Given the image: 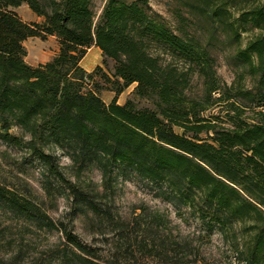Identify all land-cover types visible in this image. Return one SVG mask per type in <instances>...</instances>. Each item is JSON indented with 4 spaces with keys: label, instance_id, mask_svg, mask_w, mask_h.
Segmentation results:
<instances>
[{
    "label": "trees",
    "instance_id": "1",
    "mask_svg": "<svg viewBox=\"0 0 264 264\" xmlns=\"http://www.w3.org/2000/svg\"><path fill=\"white\" fill-rule=\"evenodd\" d=\"M177 1L214 31L221 29L231 44L241 43L242 32L261 31L232 56L243 68L239 81L228 85L217 75L215 32L207 43L184 25L178 34L147 0H106L99 15L94 0H0V139L34 155L43 166L46 193L71 198L75 213H91L125 235L140 231L146 238L153 222L118 220L110 195L120 175L148 181L179 213L185 209L198 218L208 236L231 239L240 264H264V3ZM23 3L44 21H23L13 10ZM50 35L60 42L59 54L32 66L24 42ZM92 45L115 63L117 86L109 104L86 88L93 74L81 61ZM246 77L250 87L242 82ZM195 78L202 80L200 93L192 92ZM134 83V95L153 108H138L133 99L118 103ZM216 106L227 111L229 126L204 115ZM13 127L29 139L13 134ZM51 148L67 155L78 173L100 170L103 192L69 179ZM0 209L13 220L61 231L65 241L54 253L55 264H121L104 261L34 199L1 183ZM6 231L0 221V240Z\"/></svg>",
    "mask_w": 264,
    "mask_h": 264
},
{
    "label": "rangeland",
    "instance_id": "2",
    "mask_svg": "<svg viewBox=\"0 0 264 264\" xmlns=\"http://www.w3.org/2000/svg\"><path fill=\"white\" fill-rule=\"evenodd\" d=\"M105 2L106 0H94L97 15L101 13ZM258 2L264 3V0ZM147 3L151 12L159 15L178 34H181L179 29L184 25L189 35L207 43L211 33L215 32L214 35L218 39L211 52L216 59L217 75L228 85L239 81V73L243 68L234 65L232 56L238 46L244 48L251 38L261 33L260 30L242 32L241 43L235 45L231 44L221 29L214 31L209 21L177 0H147ZM13 10L27 23L44 21V18L35 14L26 3ZM181 16L187 17L185 24ZM24 46L27 50L25 59L32 66L51 61L59 54L61 48L58 38L54 35L46 39L28 38ZM114 64L113 60L104 57L99 48L91 47L81 61L82 66L91 65L93 68V76L87 80L86 88L97 91L106 104L115 97V92L112 91L117 86ZM242 82L246 87L252 85L250 77H246ZM135 87V83L127 87L118 96V103L124 104L133 99L138 108H153L150 100L134 95ZM201 89L202 80L195 78L192 92L200 93ZM226 113L225 109L216 106L204 115L213 123L229 126L225 122L228 119ZM177 131L182 132L181 129ZM11 132L29 139V135H24L19 127H13ZM202 136L206 137L205 134ZM47 151H54L60 156V165L69 179L78 181L86 188L103 192L100 170L92 167L78 173L77 167L60 149L51 148ZM44 179L43 166L34 155L26 148L8 145L0 139V183L34 199L55 222H64L85 243L97 248L104 261L111 259L121 264H240L232 250L231 239L225 238L221 233L208 236L198 218L190 215L185 209L179 213L171 203L156 195V189L148 181L120 175L115 182L114 192L110 195L112 209L118 220L130 223L140 221L142 225L153 222V230L143 238L140 231L130 230L125 235L113 224H103L91 213H75L71 198L57 194L49 196L46 193ZM0 221L7 229L6 238L0 240V264H55L54 253L65 241L61 231H47L22 220H13L2 209ZM138 229L140 230L137 226ZM19 252L20 255L13 260L14 263L8 261Z\"/></svg>",
    "mask_w": 264,
    "mask_h": 264
},
{
    "label": "crops",
    "instance_id": "3",
    "mask_svg": "<svg viewBox=\"0 0 264 264\" xmlns=\"http://www.w3.org/2000/svg\"><path fill=\"white\" fill-rule=\"evenodd\" d=\"M91 48L95 49V48H98V47L95 46V45H92ZM83 68L86 69L88 72H92V70H93V68L91 67V65H89V66H83Z\"/></svg>",
    "mask_w": 264,
    "mask_h": 264
}]
</instances>
